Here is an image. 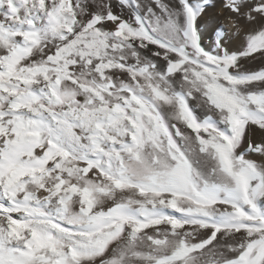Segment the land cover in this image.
Segmentation results:
<instances>
[{"label":"snow or ice","instance_id":"snow-or-ice-1","mask_svg":"<svg viewBox=\"0 0 264 264\" xmlns=\"http://www.w3.org/2000/svg\"><path fill=\"white\" fill-rule=\"evenodd\" d=\"M214 6L0 0V264H264V0Z\"/></svg>","mask_w":264,"mask_h":264},{"label":"rangeland","instance_id":"rangeland-1","mask_svg":"<svg viewBox=\"0 0 264 264\" xmlns=\"http://www.w3.org/2000/svg\"><path fill=\"white\" fill-rule=\"evenodd\" d=\"M219 1L220 0H215V2H214L215 6L213 8H210L205 13V15L202 17V21L201 22L205 24V28L212 29L213 27H218L220 24H223L225 26V21L224 20H226L225 19L226 16L224 15V11L223 10H225V11H228V10L224 7V5H223V7L217 5V4H219ZM221 1H224V3H225V0H221ZM109 2H111L114 6L116 4V0H92V3L95 5L97 10H99L100 6H102V5L106 4V3H109ZM114 10H118V9H116L114 7ZM228 20H230V18ZM210 34H211V32H210ZM206 41L210 42V39L209 38L206 39V37H205L203 43L206 44L207 43ZM262 68H264V66H262ZM262 68H259L257 70H260ZM199 111H200L201 115L204 114L203 113V109H199Z\"/></svg>","mask_w":264,"mask_h":264},{"label":"bare ground","instance_id":"bare-ground-1","mask_svg":"<svg viewBox=\"0 0 264 264\" xmlns=\"http://www.w3.org/2000/svg\"><path fill=\"white\" fill-rule=\"evenodd\" d=\"M164 2L170 3V4H175L176 3V0H164ZM213 2H215V0H213ZM217 5L223 7L224 1H221L220 0L219 1V4H217ZM223 11H224V15L226 16V18H225L226 20H224L225 21V28H231V20H228V19L230 18V16L232 14L229 11H225V10H223ZM205 29L208 30V35H206L205 37H206V39H208V38L210 39V37H211V34H210L211 31L210 30L211 29H209V28H205ZM207 43L204 44V46L205 47H211V39H210V42H207ZM240 46H241V41L240 40H233L230 43V45H229V47L232 48V49H238V48H240ZM246 66L248 67L249 70H257L259 68H262V66H264V59L250 60V61L247 62V65ZM259 138H260L259 137V134H257L255 136V139L258 140Z\"/></svg>","mask_w":264,"mask_h":264}]
</instances>
